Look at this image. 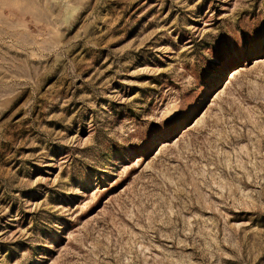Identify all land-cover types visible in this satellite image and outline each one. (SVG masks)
<instances>
[{
	"label": "rangeland",
	"instance_id": "rangeland-1",
	"mask_svg": "<svg viewBox=\"0 0 264 264\" xmlns=\"http://www.w3.org/2000/svg\"><path fill=\"white\" fill-rule=\"evenodd\" d=\"M0 264H264V0H0Z\"/></svg>",
	"mask_w": 264,
	"mask_h": 264
}]
</instances>
